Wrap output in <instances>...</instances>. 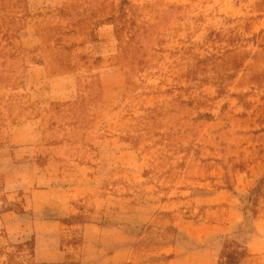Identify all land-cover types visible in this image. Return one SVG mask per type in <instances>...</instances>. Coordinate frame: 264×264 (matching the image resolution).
I'll use <instances>...</instances> for the list:
<instances>
[{
  "label": "rangeland",
  "instance_id": "1",
  "mask_svg": "<svg viewBox=\"0 0 264 264\" xmlns=\"http://www.w3.org/2000/svg\"><path fill=\"white\" fill-rule=\"evenodd\" d=\"M258 232L264 0H0V264H238Z\"/></svg>",
  "mask_w": 264,
  "mask_h": 264
},
{
  "label": "crops",
  "instance_id": "2",
  "mask_svg": "<svg viewBox=\"0 0 264 264\" xmlns=\"http://www.w3.org/2000/svg\"><path fill=\"white\" fill-rule=\"evenodd\" d=\"M253 237V241L248 242L245 257H242L238 264H264V236L258 232Z\"/></svg>",
  "mask_w": 264,
  "mask_h": 264
},
{
  "label": "trees",
  "instance_id": "3",
  "mask_svg": "<svg viewBox=\"0 0 264 264\" xmlns=\"http://www.w3.org/2000/svg\"><path fill=\"white\" fill-rule=\"evenodd\" d=\"M223 264H235V263H233L232 261H229V260H225Z\"/></svg>",
  "mask_w": 264,
  "mask_h": 264
}]
</instances>
